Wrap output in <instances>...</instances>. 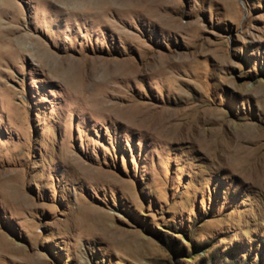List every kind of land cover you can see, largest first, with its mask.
<instances>
[{
  "label": "rangeland",
  "instance_id": "374dc122",
  "mask_svg": "<svg viewBox=\"0 0 264 264\" xmlns=\"http://www.w3.org/2000/svg\"><path fill=\"white\" fill-rule=\"evenodd\" d=\"M0 5V264H264V0Z\"/></svg>",
  "mask_w": 264,
  "mask_h": 264
},
{
  "label": "bare ground",
  "instance_id": "6f19581e",
  "mask_svg": "<svg viewBox=\"0 0 264 264\" xmlns=\"http://www.w3.org/2000/svg\"><path fill=\"white\" fill-rule=\"evenodd\" d=\"M1 5H0V13H1ZM1 27V26H0ZM0 30H2V29H0ZM6 30V29H5ZM4 40L5 39H3V37H2V35H1V32H0V45H2L3 43H4Z\"/></svg>",
  "mask_w": 264,
  "mask_h": 264
}]
</instances>
